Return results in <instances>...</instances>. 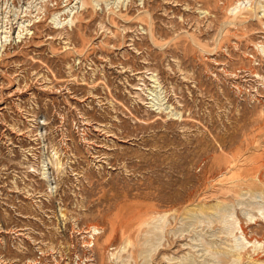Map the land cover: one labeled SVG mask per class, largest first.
<instances>
[{
    "label": "rangeland",
    "instance_id": "374dc122",
    "mask_svg": "<svg viewBox=\"0 0 264 264\" xmlns=\"http://www.w3.org/2000/svg\"><path fill=\"white\" fill-rule=\"evenodd\" d=\"M260 4L0 0V264H264Z\"/></svg>",
    "mask_w": 264,
    "mask_h": 264
},
{
    "label": "bare ground",
    "instance_id": "6f19581e",
    "mask_svg": "<svg viewBox=\"0 0 264 264\" xmlns=\"http://www.w3.org/2000/svg\"><path fill=\"white\" fill-rule=\"evenodd\" d=\"M259 8L260 9H262V12L264 13V4H260V6H259ZM254 9V7H252V10ZM150 92V91H149ZM149 95H151V94H149ZM150 97V96H149ZM151 99V98H150ZM155 210V209H154ZM189 212H191L190 210H188ZM187 211V212H188ZM146 213H143V214H141V213H137L136 214V216H134L133 218L134 219H136L138 222H141V220H143V216L145 215ZM148 215V214H147ZM132 220V219H131ZM236 229H240L241 230V228L240 227H235ZM98 229H97V227H92L91 228V231L92 232H94V233H96V231H97ZM242 231V230H241ZM92 235H93V233H92ZM242 235H243V231H242ZM244 236V235H243ZM246 246H255V248L256 247H259V246H261V243H260V241H255V242H250V241H247L246 242V244H245V246L244 247H246ZM257 249V248H256ZM238 254V253H237ZM240 256V255H239ZM256 261H259V260H256Z\"/></svg>",
    "mask_w": 264,
    "mask_h": 264
}]
</instances>
